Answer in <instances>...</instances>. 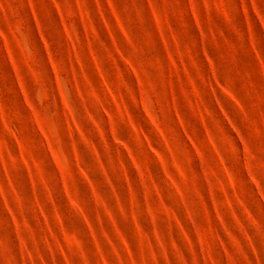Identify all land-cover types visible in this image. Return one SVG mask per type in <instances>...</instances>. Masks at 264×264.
Listing matches in <instances>:
<instances>
[{
    "label": "rangeland",
    "instance_id": "rangeland-1",
    "mask_svg": "<svg viewBox=\"0 0 264 264\" xmlns=\"http://www.w3.org/2000/svg\"><path fill=\"white\" fill-rule=\"evenodd\" d=\"M264 0H0V264H264Z\"/></svg>",
    "mask_w": 264,
    "mask_h": 264
},
{
    "label": "snow or ice",
    "instance_id": "snow-or-ice-1",
    "mask_svg": "<svg viewBox=\"0 0 264 264\" xmlns=\"http://www.w3.org/2000/svg\"><path fill=\"white\" fill-rule=\"evenodd\" d=\"M261 162L264 164V155L261 156Z\"/></svg>",
    "mask_w": 264,
    "mask_h": 264
}]
</instances>
